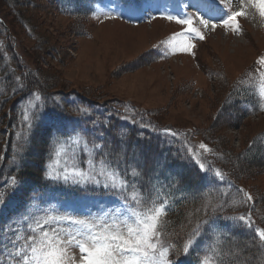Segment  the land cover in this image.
<instances>
[{
	"label": "rangeland",
	"instance_id": "obj_1",
	"mask_svg": "<svg viewBox=\"0 0 264 264\" xmlns=\"http://www.w3.org/2000/svg\"><path fill=\"white\" fill-rule=\"evenodd\" d=\"M9 1L11 7L0 0L2 15L10 27L8 41L21 62L38 72L46 85L70 95L82 93L99 103H125L135 108L134 113L136 109L152 112L168 146L179 144L177 148L191 158L188 148L198 151L200 143L211 150L214 148V152H209L214 157L223 152L232 155L234 171L245 185L243 192H249L255 199L262 196L264 200V113L245 116L246 112L253 115L255 112H251L260 105L255 82L258 70H264L257 63L264 56V19L255 9H252L253 15L239 18L241 30L234 34L222 24L231 11L237 10L228 6L226 0H214L211 13L204 0L200 2L204 11H190L189 0H182L184 5L180 3V6L167 2L168 8L161 0H129L131 4H126V0H100L99 3L77 0L79 8L76 0H61L56 4L50 0ZM223 4L228 8L218 11ZM87 11L90 12L85 14ZM181 13L193 17L194 26L201 29L204 39L193 36L191 53L173 54L165 42L174 33L183 31L184 26L165 17ZM209 15L211 23L217 25L215 29H204L196 19L209 18ZM21 18L30 21L33 37L21 26ZM2 37L5 38L4 32L0 33ZM44 38L50 41L49 47L44 45ZM154 50L158 56H152ZM71 97L74 101V96ZM258 136L263 140L247 154L248 157L252 152H259L256 162L239 163V153L245 154ZM33 156L37 157L35 152ZM201 162L206 166L207 187L226 195L232 193L226 209L241 205L245 198L243 192L233 190L231 183L215 175V163ZM57 164L62 170L65 159H58L54 153L49 165L57 167ZM12 177L16 178V184L9 187ZM62 182L55 189L35 193L36 189L14 173L2 174L0 191L6 195L0 203V264H16L11 241L17 231L26 232L27 223L21 222L25 216H42L45 210H52L53 214L83 217L122 203L118 192L103 186ZM131 192L128 188V193ZM163 195L166 198L158 187L153 199L158 203L167 200L169 206L174 197L168 193ZM234 199L241 202L233 204ZM231 213L240 215L237 211ZM232 217L228 212L222 218H213L206 227L208 233L202 232L196 240L190 250H198L197 264L209 246H219L221 235L230 233L237 225V219ZM232 251L242 259L237 249ZM71 253L79 257L78 249L72 248Z\"/></svg>",
	"mask_w": 264,
	"mask_h": 264
},
{
	"label": "trees",
	"instance_id": "obj_2",
	"mask_svg": "<svg viewBox=\"0 0 264 264\" xmlns=\"http://www.w3.org/2000/svg\"><path fill=\"white\" fill-rule=\"evenodd\" d=\"M5 1L7 6L11 7L12 3ZM19 1L14 0L15 3ZM50 1L56 4L61 0ZM76 6L79 8L77 0ZM76 13L78 14V11ZM20 22L29 36L33 37L30 21L21 18ZM9 29L0 6V33H5V38H0V178L5 172L14 173L30 188L36 189L35 193L55 189L62 181L48 179L46 173L54 157L56 142L80 134L88 141L95 160L103 159L110 163L112 169L127 179L131 191L134 186L136 190L154 198L153 192L161 187L163 197L166 198L163 193L174 197L164 218V239L168 243H175L178 248H182L190 231L187 227L189 219L193 225L198 217L205 219L203 205L206 203L223 204V210L211 216V220L215 217L222 218L228 212L237 218L245 216L246 220L237 219L238 223L231 232L221 235L218 246L221 253L220 264H264V249L256 236L257 229H264L262 196L251 201L244 198L241 205L226 209L232 193L226 195L219 189L210 190L207 187L204 171L194 159L180 151L177 148L179 144L167 145V138L161 135L163 130L159 129L160 125L152 112L136 109L134 113L132 110L135 108H130L125 103H99L82 93L70 95L53 90L52 86L46 85L37 75L38 72L29 69L21 62L19 56L15 55L9 42ZM44 43L50 46L47 38H44ZM34 94L40 95L41 100L35 101ZM71 96H74V101ZM30 100L38 105V118L33 120V127L28 132L25 143L24 134L27 129L23 112L25 104ZM79 109H86L87 112L80 113ZM261 137L253 139L252 145L248 147L250 149L245 154L244 151L240 152V159L238 156H235V159H239V163L254 164L259 152H252L248 157L247 154L252 148H257L255 144L263 140ZM37 142L39 144L36 146ZM21 144H24V148L18 151ZM93 145L100 147L93 148ZM34 152L36 158L33 156ZM87 159L88 156L81 146L78 154L81 167L87 166ZM201 160L208 165L215 163L214 167L222 173L225 182L232 184L233 190L240 193L241 189L245 190V185L240 182V177L234 171L232 155L223 152L214 157L205 153ZM232 211H237L240 215L232 214ZM207 226L202 229L204 234L208 233ZM233 248L242 255L241 260L236 257ZM197 252L198 250H190L187 255L181 253L178 256L173 252L170 258L175 264H197L200 259Z\"/></svg>",
	"mask_w": 264,
	"mask_h": 264
},
{
	"label": "snow or ice",
	"instance_id": "obj_3",
	"mask_svg": "<svg viewBox=\"0 0 264 264\" xmlns=\"http://www.w3.org/2000/svg\"><path fill=\"white\" fill-rule=\"evenodd\" d=\"M204 3L211 13L214 0H204ZM191 6L196 7V5ZM248 8L255 9L260 18L264 19V0H240L239 9L231 11L227 18L222 20L223 26L234 34H239L241 30L239 18H247ZM165 18L184 26L183 31L174 33L165 42L173 54L175 52L191 53L194 47L191 42L193 36L200 40L204 39L201 29L194 26L192 16L181 13L167 15ZM196 19L204 29L217 27L216 24L211 23V15L209 18L199 16ZM257 63L261 69H264V56L260 57ZM255 87L260 100V110L264 111V70H258ZM34 97L35 101L41 100L38 94H34ZM37 107L38 105L30 100L23 112V121L27 129L24 134L25 143L28 132L33 127V120L38 118ZM78 111L87 112L86 109ZM166 131L176 135V133H171V130ZM81 146L82 151L88 156L86 167H81L78 160ZM99 147L100 145H93V148ZM23 148L24 144L19 145L18 151H22ZM198 148L204 153L212 151L204 143H200ZM188 154L204 171L206 166L200 160V152L189 147ZM55 156L58 159L63 157L65 164L62 170L59 164L57 167L49 165V171L46 173L48 179L78 185H102L105 189L118 192L122 203L118 207L83 217L53 214L52 210H45L42 216L30 214L23 217L21 222L27 223V230L26 232L17 231L15 238L11 241L16 264H175L170 258L172 253L175 252L177 256L181 253L187 255L201 236L202 229L211 223V216L222 211L224 207L223 204H212L211 202L203 205V215L206 218L198 217L194 225L189 219L187 227L190 231L187 239L182 248H178L175 243H168L164 239V218L168 212V201L158 203L156 199L146 196L134 186L132 192L128 193L127 179L112 169L110 163L103 159L96 161L92 148H89L88 141L82 135L75 134L66 140H57ZM215 175L223 179L219 170H216ZM15 184L16 178L12 177L8 186L12 187ZM240 191L243 192L242 189ZM5 195V192L0 191V203H3ZM243 195L248 201L253 199L247 192H243ZM240 202L235 199L232 201L233 204ZM231 219L246 220L244 216ZM256 236L264 244V229H257ZM72 248L78 249V258L71 253ZM220 255L218 245H211L200 260V264H220Z\"/></svg>",
	"mask_w": 264,
	"mask_h": 264
},
{
	"label": "bare ground",
	"instance_id": "obj_4",
	"mask_svg": "<svg viewBox=\"0 0 264 264\" xmlns=\"http://www.w3.org/2000/svg\"><path fill=\"white\" fill-rule=\"evenodd\" d=\"M250 8H248V10H249ZM259 17V16H258Z\"/></svg>",
	"mask_w": 264,
	"mask_h": 264
}]
</instances>
